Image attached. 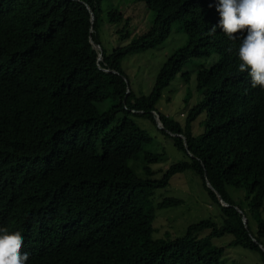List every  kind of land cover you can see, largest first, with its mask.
I'll return each mask as SVG.
<instances>
[{
    "label": "trees",
    "instance_id": "16d2710c",
    "mask_svg": "<svg viewBox=\"0 0 264 264\" xmlns=\"http://www.w3.org/2000/svg\"><path fill=\"white\" fill-rule=\"evenodd\" d=\"M102 1L0 0V227L21 233L26 264H227L224 246L211 242L225 234L264 264V89L238 70L239 38L212 31L215 0H132L127 15ZM137 5L151 21L133 23ZM175 21L186 42L168 55L150 92L136 95L123 58L161 43ZM115 23L117 39L130 41L107 51L98 30ZM211 55L212 64L194 69L201 97L185 125L159 111L174 76L188 80L183 65ZM109 95L113 103L99 110ZM203 111L195 134L190 124ZM132 115L171 135L187 159L150 179L162 154L144 148L149 137ZM185 170L200 178L222 222L203 219L182 236L154 238L135 189L163 188Z\"/></svg>",
    "mask_w": 264,
    "mask_h": 264
},
{
    "label": "rangeland",
    "instance_id": "374dc122",
    "mask_svg": "<svg viewBox=\"0 0 264 264\" xmlns=\"http://www.w3.org/2000/svg\"><path fill=\"white\" fill-rule=\"evenodd\" d=\"M132 0H103L101 7L118 6V9L127 15L129 3ZM144 6V1L140 2ZM133 23L152 20L151 12L144 7L140 11L139 7L129 10ZM134 25V24H133ZM133 25L129 28L131 33L136 32ZM120 24H101L99 27V39L101 45L111 51L113 47L124 44L130 39L119 40L115 34V29ZM142 29L140 32L144 31ZM139 31V30H138ZM138 32V33H140ZM186 42V33L183 31L181 22L175 21L172 24L170 34L161 43L153 48H148L139 52L130 53L122 60V69L127 76L129 87L136 95L148 94L151 90L154 78L166 58L175 49ZM217 58L213 55L209 57L191 58L185 65L184 70H189V78L183 81L180 74L174 76L168 86L163 90L157 102V108L162 113L171 116L181 125H185L186 114L190 107L195 105L200 99V92L195 84V67L199 64L206 66L212 64ZM113 103L111 95L105 101L98 102L99 110L107 109ZM205 111L190 124L193 133L202 131L200 121L204 119ZM132 119L141 129H144L149 137V141L144 144V148L150 151L159 152L162 158L159 162L150 166L154 173L150 179H158L163 176L165 169L172 163L186 160L187 156L182 150L174 145L171 135L163 133L147 117L142 115H132ZM134 195L150 217L152 224V237L173 239L182 236L187 226L191 223L199 222L203 219H211L217 225L222 222L221 213L216 204L211 202L206 189L202 186L200 178L190 170L176 173L169 178L168 184L163 188L149 189L139 187L135 189ZM181 200L179 204L163 206L162 200L169 198ZM203 235L205 232L202 233ZM199 235L203 236V235ZM232 239L231 234H225L211 239L217 246H224L222 259L227 264H263L259 253L237 245H229Z\"/></svg>",
    "mask_w": 264,
    "mask_h": 264
},
{
    "label": "clouds",
    "instance_id": "9594fccd",
    "mask_svg": "<svg viewBox=\"0 0 264 264\" xmlns=\"http://www.w3.org/2000/svg\"><path fill=\"white\" fill-rule=\"evenodd\" d=\"M215 9L219 19L212 31L219 27L229 39L239 38L238 70L247 73L253 87L264 89V0H215ZM154 114L157 126L163 128ZM22 244L19 231L0 227V264H26L28 253L21 252Z\"/></svg>",
    "mask_w": 264,
    "mask_h": 264
},
{
    "label": "water",
    "instance_id": "95a60500",
    "mask_svg": "<svg viewBox=\"0 0 264 264\" xmlns=\"http://www.w3.org/2000/svg\"><path fill=\"white\" fill-rule=\"evenodd\" d=\"M91 20H93V15L91 14ZM95 46L96 47H98V48H100V46L98 45V44H95ZM184 141H185V139H184ZM206 184H207V186H209L210 188H212V186L208 183V181L206 182ZM216 195H217V197H218V199H219V201L221 202V204H223V205H227L223 200H222V198L220 197V195L216 192ZM240 212H241V210L240 209H238ZM243 222L245 223L246 222V219H245V217L243 216ZM260 247H261V249H263V247L260 245Z\"/></svg>",
    "mask_w": 264,
    "mask_h": 264
}]
</instances>
